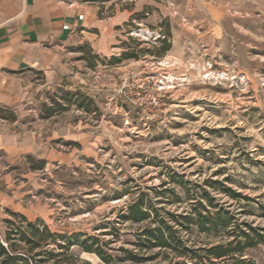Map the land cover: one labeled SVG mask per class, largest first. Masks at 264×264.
Wrapping results in <instances>:
<instances>
[{
	"label": "rangeland",
	"instance_id": "rangeland-1",
	"mask_svg": "<svg viewBox=\"0 0 264 264\" xmlns=\"http://www.w3.org/2000/svg\"><path fill=\"white\" fill-rule=\"evenodd\" d=\"M136 4L113 0L98 11L101 17L129 11L115 27L112 54L78 44V58L94 71L89 85H42L36 75L41 86L31 85L15 105L0 106L1 118H14L7 125L12 149H0V227L16 212L42 220L53 231L95 234L133 197L113 198L114 192L174 187L183 195L176 182L181 175L192 191L205 188L224 202L237 218V229L264 235V0ZM112 56L119 61L111 62ZM115 63L119 68L111 67H118ZM152 64L163 70L167 88L161 109L147 119L137 109L120 107L113 95L117 72L148 70ZM51 110L59 113L48 116ZM214 181L250 199L229 196ZM113 224L121 233L135 228ZM184 236L198 255H206L200 247L231 238L226 230L202 232L194 226ZM126 239L130 235L122 234L112 245L130 246ZM72 250L101 264L94 253ZM210 260L264 264V240L242 255ZM167 262L158 257L149 264Z\"/></svg>",
	"mask_w": 264,
	"mask_h": 264
},
{
	"label": "trees",
	"instance_id": "trees-1",
	"mask_svg": "<svg viewBox=\"0 0 264 264\" xmlns=\"http://www.w3.org/2000/svg\"><path fill=\"white\" fill-rule=\"evenodd\" d=\"M119 59L117 56L110 58L113 63ZM53 112L54 110L48 111L47 115L50 116ZM176 182L183 195L174 187L160 190L153 187V192L139 190L132 193L127 189L114 192L113 198H120L128 193L133 194V197L120 207L116 218L101 222L98 227L100 231L95 234L53 231L42 220L32 221L21 213L10 212L11 218L1 220L0 264H91L73 252L74 246L80 251L94 253L101 264H149L158 257L167 258V264H204V256L206 263L211 264V257L219 259L236 253L242 255L246 248L256 246L264 240V235L259 231L251 234L244 229H237L235 214L207 189H202L200 193L192 191L187 187L188 181L183 180L181 175ZM214 182L222 184L223 191L229 196L250 199L248 195H242L232 187L223 186L220 181ZM206 183L211 184L213 181L207 179ZM163 184L165 181L160 185ZM184 198L189 201L186 205H181ZM167 203L177 205L171 208ZM260 208L264 215V206L260 205ZM114 222L120 225L128 223L135 228L121 233L120 227H116ZM244 223L250 230H256L249 223ZM193 226L202 232L226 230L231 238L209 247H200L206 255H198L195 252L197 249L187 245L184 236ZM108 233L112 235L110 238L101 237ZM122 234L130 235V239H126L130 246L112 245ZM80 235L83 237L80 238ZM20 242H23L22 247ZM170 253L172 257L169 256ZM71 259L74 263H71ZM187 260L190 263H186Z\"/></svg>",
	"mask_w": 264,
	"mask_h": 264
},
{
	"label": "crops",
	"instance_id": "crops-1",
	"mask_svg": "<svg viewBox=\"0 0 264 264\" xmlns=\"http://www.w3.org/2000/svg\"><path fill=\"white\" fill-rule=\"evenodd\" d=\"M108 1L113 0H0V106L15 105L31 85L41 86L35 83L36 75L42 85H89L94 71L78 58V44L89 43L97 54H112L115 27L129 14L122 9L98 16ZM13 122L14 118L0 117V149H12L13 135L7 125Z\"/></svg>",
	"mask_w": 264,
	"mask_h": 264
},
{
	"label": "built area",
	"instance_id": "built-area-1",
	"mask_svg": "<svg viewBox=\"0 0 264 264\" xmlns=\"http://www.w3.org/2000/svg\"><path fill=\"white\" fill-rule=\"evenodd\" d=\"M117 86L113 95L120 107L139 110L147 119L153 118L164 103L167 79L156 64L150 69L125 68L115 74Z\"/></svg>",
	"mask_w": 264,
	"mask_h": 264
}]
</instances>
